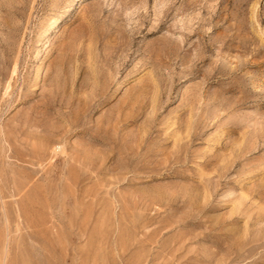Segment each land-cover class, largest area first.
Wrapping results in <instances>:
<instances>
[{"label": "rangeland", "instance_id": "374dc122", "mask_svg": "<svg viewBox=\"0 0 264 264\" xmlns=\"http://www.w3.org/2000/svg\"><path fill=\"white\" fill-rule=\"evenodd\" d=\"M0 264H264V0H0Z\"/></svg>", "mask_w": 264, "mask_h": 264}]
</instances>
